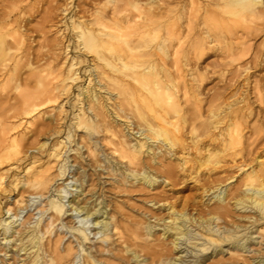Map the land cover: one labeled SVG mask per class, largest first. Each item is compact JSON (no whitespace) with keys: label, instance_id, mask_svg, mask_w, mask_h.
<instances>
[{"label":"bare ground","instance_id":"obj_1","mask_svg":"<svg viewBox=\"0 0 264 264\" xmlns=\"http://www.w3.org/2000/svg\"><path fill=\"white\" fill-rule=\"evenodd\" d=\"M32 1L0 0V264H220L225 244L245 259L264 234V125H244V95L204 110L182 64L212 49L239 77L264 0H55L34 26Z\"/></svg>","mask_w":264,"mask_h":264},{"label":"rangeland","instance_id":"obj_2","mask_svg":"<svg viewBox=\"0 0 264 264\" xmlns=\"http://www.w3.org/2000/svg\"><path fill=\"white\" fill-rule=\"evenodd\" d=\"M33 1H32V3H33ZM64 1L65 0H58L59 3L60 2L63 3ZM43 2L41 1L40 4L37 5L38 10H39L38 14H36L37 13L36 8L31 11L32 12L31 17L34 16L33 17L34 19L31 23L33 26L35 24H37L36 19L40 20V15L43 12V11H41V6H42V8H46V6L49 5L50 3L55 4V0H43ZM34 13H35V15H34ZM46 28H48V27H46ZM31 33H32V36H31V39L29 40V42L31 43L30 46H32L33 48H37L38 43H41L44 38L41 34L38 35L39 33L38 34L36 32H34V33L31 32ZM46 36H47V38H49V40H51L56 36V33H54V30H51L46 34ZM262 40H264V32H262L261 34H259L256 37H251L249 42L251 43L252 46L250 47L249 55L247 57H245L242 61L239 62L240 63L239 65L241 66V67H239V69H240V76L239 77L233 76L234 70L236 69V67H234V66H236V64H234L233 67L227 65L225 60L221 59L220 52L212 50V49L206 50L203 57L201 56L199 59L193 58L192 59L193 61H191V63H186L187 65L185 63H183L184 61L182 62L183 64L181 63L182 67L186 71V74L189 73L191 68H194L193 70L197 71V72L195 71L197 73L196 79L194 81L192 80L191 82L194 85V89H196V91L198 93V97L201 99L202 107L204 110L208 106L209 99L216 97L218 94L221 97V99L218 98V100H217L218 103L219 102H228V101L234 102V99L236 100V98H239V97L244 95V97L246 98L245 102L247 103V105H246L247 108H245L247 110L244 109V111L246 112L245 118L243 121L244 125H247V124L249 126L250 125L251 126L264 125V46L261 45ZM253 54H255V56H259L258 57V62L260 61L259 63H257V62L255 63L254 61L252 62ZM58 58H59V61L63 62L64 54L62 53V50H61ZM254 64H255V66H254ZM246 65L248 67L250 66L249 67L250 70H248V71L244 70ZM65 66H66V63L63 64V68ZM238 73H239V71H238ZM198 74L201 76L203 75L202 82H199V79L197 80V78L200 77ZM249 84H250V86H249ZM256 88H258L259 91ZM225 99H228V100L225 101ZM60 101H61V98L58 99V101L55 104H57ZM63 101H65V99ZM244 103H243V105H244ZM52 106H54V104H51V106H49L47 110H50V107H52ZM65 108L66 109L69 108L68 103L66 104ZM204 115H205V113H204ZM79 133L82 134L81 132H79ZM40 140H41V138H40ZM104 150L106 152H108L109 148L105 147ZM81 151L82 152L85 151V148H82ZM86 155H87V153L85 152L84 156H86ZM90 158H92V157L88 156L86 161H88L89 163H93L94 159L91 160ZM76 160L77 159H69V162L71 164H73V166H71V169H70V172L73 171V174H74L73 178L78 175L79 171L83 170L82 167H79L80 162H78V160L77 161ZM77 163H79V164H77ZM77 168H78V171H77ZM92 169H93V167H90V168L86 167L85 171L89 175L91 173ZM69 176H72V174H69ZM92 177L94 178V175ZM101 177H102V181H104V185L108 188H111L110 184L112 183L111 182L112 179L108 178L109 176L106 174V170L103 171ZM226 182H224V183H226ZM185 183L187 184V187L181 188L180 187L182 185L181 184V185L175 186L174 188L176 189V188L180 187L178 189H183L179 193V195H182V194L188 195L189 193H193V194H191L194 197L192 200L195 204L199 205L202 202V200H204L206 197H202L200 194V191L196 190L194 181L188 180V182L186 181ZM85 184L86 183H84V186H85ZM43 200H44V197L40 198V200H37L36 203L34 204V206H32L30 208L31 210L29 208H27L28 210L26 209L22 213H20L19 214L20 216H17V220H16V217L13 216L15 218L14 220H16L15 225H17L18 228L22 227L21 223L24 222V220L26 219V217L28 216L30 211L33 213H36L37 209H34L35 205L40 204V202H43ZM212 202H213V200L210 203H212ZM135 203H137L135 200H130V201L126 202V205L129 206L128 208H133L135 206L134 205ZM138 204H141V203L138 202ZM35 210H36V212H35ZM38 212H39V209H38ZM192 212H194V211H192ZM246 212H248V210L245 211L244 209H240L239 211L236 210L234 212V214L235 215H243V213L246 214ZM13 217H11V218L13 219ZM246 221H247V219L239 220V222L242 225L245 224ZM92 226L93 225L89 226L90 230L87 231L88 233L91 232L89 234L90 237L93 236L92 234L95 231V230H93ZM191 228L194 229L195 232L198 231L197 229H195V227H191ZM61 230H63V232L66 233V235L64 236V239L61 243L62 246L67 244L69 241H72V240H73V244H76L74 236L69 231H67L65 227H63ZM249 232H252V235L254 237H256V240L254 243H252V245H248L247 250L244 252L246 261H244L245 259L238 258V257L235 258V256L231 255V251H229V249H227L228 245L225 244L223 246L224 252H222V254H219L217 256V257H220L222 255V257L219 258V259H221L220 264H255L256 261L258 260L257 258L264 259V236H261L264 234H262L259 231H255V227H252L251 229H249ZM96 237L97 236H95V238L93 237L91 239L92 243L98 242V239H96ZM240 238H242V236H240ZM240 238H238V239H240ZM188 245L189 246H186V248L189 251L192 249L193 246L191 244H188ZM182 247H185V245L183 244ZM197 250H198V248L196 247L193 250V252L197 251ZM210 250H211V248L208 251H206V253L210 254L209 253ZM178 254L182 255L185 262L189 261V263H192L193 257L189 253L185 255L184 253L179 252ZM252 257H256V259L251 261ZM10 261H12V259ZM74 261H75V264H81V262H82L81 253L77 254V256H75ZM210 261H212V259H210ZM261 264H264V262H262Z\"/></svg>","mask_w":264,"mask_h":264}]
</instances>
